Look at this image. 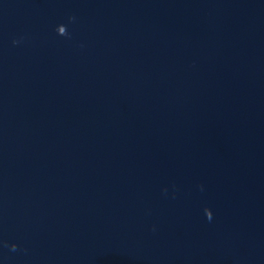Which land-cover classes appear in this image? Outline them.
<instances>
[{"label": "water", "instance_id": "obj_1", "mask_svg": "<svg viewBox=\"0 0 264 264\" xmlns=\"http://www.w3.org/2000/svg\"><path fill=\"white\" fill-rule=\"evenodd\" d=\"M0 264H264V0H0Z\"/></svg>", "mask_w": 264, "mask_h": 264}, {"label": "clouds", "instance_id": "obj_2", "mask_svg": "<svg viewBox=\"0 0 264 264\" xmlns=\"http://www.w3.org/2000/svg\"><path fill=\"white\" fill-rule=\"evenodd\" d=\"M209 217V219L211 218V216H208Z\"/></svg>", "mask_w": 264, "mask_h": 264}]
</instances>
